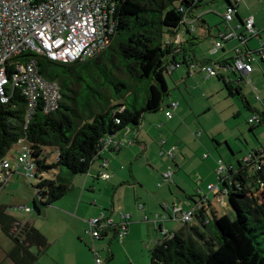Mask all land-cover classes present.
I'll return each instance as SVG.
<instances>
[{
	"label": "trees",
	"instance_id": "16d2710c",
	"mask_svg": "<svg viewBox=\"0 0 264 264\" xmlns=\"http://www.w3.org/2000/svg\"><path fill=\"white\" fill-rule=\"evenodd\" d=\"M203 2L123 0L117 5V26L110 45L98 56L70 63L25 52L14 57L17 63L31 59L44 80L55 81L60 87L61 99L53 111L44 110L40 96L35 106L28 108V100L20 87L8 88L7 100L0 102V164L19 142L30 151L32 179H39L33 186L36 196L32 200L37 214L42 207H50L70 191L74 175L88 172L104 152L106 138L122 135L130 127L138 130L144 113H155L161 108L168 96L165 74L172 73L171 67L176 64L189 68L194 61L185 54L187 48L179 41L174 42L177 37L180 40L177 31L182 27L188 34L187 44L193 46L194 39L190 36L194 21H203L196 14ZM237 5V1L225 0L223 21L227 10H231L232 19H239ZM238 21L242 26L243 21ZM255 32L250 40L259 36ZM165 33L173 39L166 41ZM228 61L215 63L219 68L213 78L222 81L229 96L242 97L239 84L244 78L230 79L231 72L223 67ZM138 92L144 97V106L138 109L126 105L124 97ZM255 112L258 121L248 123L250 130L264 124V113ZM250 154L252 162L245 164L253 169L251 175L237 161L233 171L229 170L223 178L217 177V185L227 190V203L234 211V218L218 217L212 211L210 221L206 214L209 209L201 204L200 198L193 219L205 234L189 223H183L189 226L186 233L164 232L163 238L150 250L149 264H264V166L261 170L252 167L254 161L261 166L264 158L257 149ZM51 170H56V174L43 179V174ZM9 172L12 176L15 173L10 167ZM228 181L231 184L227 185ZM184 196L192 201L193 196ZM0 231L13 243L6 254L12 264H35L50 246L39 230L28 222L14 219L5 207H0ZM106 235L107 231L102 238ZM32 248L36 249L35 253Z\"/></svg>",
	"mask_w": 264,
	"mask_h": 264
},
{
	"label": "rangeland",
	"instance_id": "374dc122",
	"mask_svg": "<svg viewBox=\"0 0 264 264\" xmlns=\"http://www.w3.org/2000/svg\"><path fill=\"white\" fill-rule=\"evenodd\" d=\"M231 1H237L242 17L250 14L255 18L264 16V0ZM224 7L225 0H204L196 14L212 25L219 22ZM200 26L201 22L196 21L194 28L198 30ZM187 27L191 30L189 25ZM182 29L177 33L184 38L188 34L181 32ZM258 37L260 35L256 39ZM261 37L264 39V32ZM164 38L166 41L173 39L166 33ZM204 41L197 46V59L214 60L217 50L213 46L204 50L208 46V41ZM258 61L257 58L253 61L255 66ZM197 71L193 70L188 76L181 67L165 74L168 96L161 108L155 113H144L138 130L130 127V132L115 136V141L123 143L120 151L101 153L86 174L71 178L70 191L50 207H42L40 214L34 211L32 202L36 196L33 186L39 179L28 178L15 160L22 143L8 151L5 160L15 173L0 187V207H5L17 221L31 224L48 240V250L35 264H95L93 251L99 252L105 264H149L150 250L157 240L163 238L164 232H178L185 227L173 217L172 205L185 211L188 205L198 203L203 197L205 205L209 207L208 199L210 209L218 211L219 216L234 218L227 197L223 198L224 204L217 203L214 191L204 188L208 184L217 185L218 160L233 167L240 161L246 173H253V169L246 166L245 158L253 149L264 150V124L250 130L248 119L256 114L255 111L264 112L261 110V93H251L248 82L244 81L239 84L242 97L229 96L222 81L213 77L207 79ZM260 88H264V82ZM123 101L129 107L133 105L139 109L144 106L141 92L126 95ZM170 102H176L177 108L171 111L172 118L168 119L165 111ZM137 135L138 140L134 139ZM128 141L132 143L128 144ZM52 160L53 157L49 162ZM103 160L108 161L107 169L100 172L111 177L106 181L99 180L100 177L96 180L98 177L95 176L99 172L98 164ZM56 172L44 173L43 179H50ZM166 174H170L167 179L164 178ZM122 181L128 183L117 190ZM126 185H133L135 193ZM184 195L193 196L192 201L185 199ZM79 204L78 214L70 211ZM164 204L171 214L162 209ZM211 210L207 214L210 221ZM101 214L113 224L126 219L128 228L122 242L113 238L112 231H107L99 241L91 238L89 221ZM162 221L165 228L160 223ZM187 225H194L205 234L196 219ZM12 247V241L0 231V264H12L6 258ZM31 251L35 253L36 249Z\"/></svg>",
	"mask_w": 264,
	"mask_h": 264
},
{
	"label": "built area",
	"instance_id": "2783aa9c",
	"mask_svg": "<svg viewBox=\"0 0 264 264\" xmlns=\"http://www.w3.org/2000/svg\"><path fill=\"white\" fill-rule=\"evenodd\" d=\"M122 1L0 0V102L7 100L5 94L8 88L20 87L28 100V108H33L40 96L46 112L55 110L61 99L59 85L55 81L44 80L38 74L31 59L17 63L14 57L25 52L43 56L54 62L70 63L98 56L110 45L117 26L115 18L117 5ZM230 20H232V13L231 10H227L224 14V22L228 23ZM237 28L239 33L226 28L219 31L214 49H221L222 42L237 40L238 44L233 49L232 58L223 67L231 73L249 74L253 71V61L256 58L264 59V43L259 42L253 49L248 47L250 38L256 34L252 16H247L243 20V25ZM175 41L178 44L179 37ZM178 66L179 64L174 65L171 70ZM217 67L215 64L200 67L191 64L189 68L198 70L210 78L216 74ZM262 76L264 77V72ZM176 108L177 103L170 102L166 106L165 117L170 119L171 111ZM256 121H258L256 115L248 119V123ZM131 143L132 141H128V144ZM122 144L110 136L104 140L103 150H120ZM261 151V156L264 158V150ZM29 155L30 151L22 144L16 162L23 167L25 175L32 178ZM245 162H252L251 154L245 158ZM217 163V177L223 178L229 170L233 171L232 166L225 165L222 160H218ZM262 166L264 163L259 166L256 161L252 164L256 170H261ZM9 167L7 161L0 164V184L2 185L11 177ZM101 167L106 169L105 161L102 162ZM98 177L104 180L109 178L104 171L100 172ZM168 177L170 174H166L164 178ZM229 184L231 181L227 182V185ZM208 189L227 195V190L218 185H209ZM194 208L191 207L184 212L181 208H173L172 215L183 223H189L193 219ZM127 226L128 222L124 218L120 223L113 224L108 218L104 219L101 214L99 218L89 221L88 233L91 238L100 240L107 229H113L114 237L122 241L126 236ZM93 256L95 264H105L99 252L93 251Z\"/></svg>",
	"mask_w": 264,
	"mask_h": 264
},
{
	"label": "crops",
	"instance_id": "0c3cea01",
	"mask_svg": "<svg viewBox=\"0 0 264 264\" xmlns=\"http://www.w3.org/2000/svg\"><path fill=\"white\" fill-rule=\"evenodd\" d=\"M238 7H239V5H237V12H238V17H239V19H240V21L242 20H244L247 16H252L253 17V22H254V28L256 29V31L257 32H259V35H260V37L259 38H257V39H261L260 41L262 42V43H264V39L261 37V34L264 32V16L262 15V16H259L258 18H255V16L254 15H252V14H250V15H244V17H242L241 16V14H240V12L238 11ZM224 9H225V7H224ZM223 13H224V11H223ZM223 13H222V15H223ZM197 16H200V15H197ZM196 16V17H197ZM201 17V16H200ZM202 19H203V21H200V19H197V20H195L194 21V23H193V26L196 24V21H200L201 22V26L199 27L200 29H196V27L194 28V30H193V32H191V36H190V38H193L194 39V44H193V46L192 45H190V46H192V47H190L188 44H187V37L188 36H185L184 38L182 37V36H180V40H179V42L183 45V47H185V48H187V50L185 51V54H187L188 56H190V57H193L194 58V61H193V63L192 64H195V65H197V66H200V65H214L217 61H226V60H230L231 58H232V56H233V49L237 46V44H238V42H237V40H229V41H225V42H223V47L221 48V49H219V50H217V52H218V55L215 57V59L214 60H212V59H197L198 58V54H199V52L197 51V46L199 45V44H203L205 41V39L208 41V46H206V48L204 47L203 49L204 50H206L207 49V47H211V46H213L214 47V44H215V41H216V39H215V41H214V38H216L217 37V32H218V30H224L225 28L226 29H230V30H235V32L236 33H239V30H238V28H237V26H239V19H236L235 17L232 19V20H230L228 23H226V22H224L223 21V19L220 17V20H219V22H217L216 24L215 23H213L212 25L210 24V23H208V22H205V19L202 17ZM181 32H184V30L182 29L181 30ZM213 38V39H212ZM257 39H252V40H249V42H248V47L249 48H251V49H253V48H255L256 46H257ZM175 43H176V41H174ZM233 42V43H232ZM180 44V45H181ZM179 47V46H178ZM203 56H206L207 57V55H203ZM202 56V57H203ZM255 63H253V71L251 72V73H249V74H240V73H229L230 75V79L231 80H234L233 79V76L234 77H239V76H242L243 78H244V81L246 82H248V84H249V86H250V88H251V93H254V94H258L259 92L261 93V97H262V101H261V106H262V109L261 110H264V88H260L261 87V85H262V83L264 82V77L262 76V73L264 72V59L263 60H261V59H259V61H258V64H257V62H256V64L258 65H254ZM262 65V66H261ZM184 68L185 69V71H186V74L189 76V75H191L192 74V71H193V69H191V68H188L187 66H183L182 64H180L178 67H174L173 68V71L174 70H176L177 68ZM172 71V72H173ZM197 72H199V71H197ZM204 74V73H203ZM202 74V75H203ZM205 78H207L205 75H203ZM208 79V78H207ZM260 89V90H259ZM257 96L255 95V98H256ZM257 101H260V98L259 99H257ZM260 111V110H259ZM262 113H264V112H262ZM172 118V117H171ZM170 118V119H171ZM130 132V131H129ZM134 139H137L138 140V135L137 136H135L134 137ZM133 142H135V140L133 141ZM136 143H137V141H136ZM139 143V142H138ZM127 150H133V148L132 149H127ZM253 150H256V149H253ZM252 150V151H253ZM251 151V152H252ZM131 158V157H130ZM104 161V160H103ZM102 161V162H103ZM102 162L100 163V164H98V167H99V172H97L96 173V178L98 177V175H99V173H100V170H102V168H101V164H102ZM106 162V161H105ZM106 164H108V161L106 162ZM10 165V164H9ZM231 166H233V165H231ZM19 167H22V166H19ZM10 168H11V165H10ZM23 168V167H22ZM12 169V168H11ZM106 169H107V166H106ZM107 174V173H106ZM108 175V174H107ZM12 176V175H11ZM109 176V175H108ZM99 179V177L96 179V180H98ZM111 179V177L109 176V178H108V180H110ZM131 179L132 180H134V177H133V175H131ZM99 180H101V181H106V180H103L102 178H100ZM125 183H128V182H125V181H122V182H120L119 184H118V188H117V190L119 189V188H121L120 186L121 185H124ZM209 185H211V184H208L207 186H209ZM126 186H129V187H131V190L133 191V194L135 193V191L133 190V185H126ZM204 189H208V187H206V188H204ZM208 190H210V189H208ZM210 191H212V190H210ZM215 194V199H216V202L218 203H220V204H224V200H223V198H224V196L225 195H223L221 192H214ZM207 195V194H206ZM187 196V195H186ZM208 196V195H207ZM134 199H136V197H134ZM203 199V203L202 204H204V206L206 207V208H208L209 210H211L210 208H211V205H210V201H208V199L206 200L207 202H208V206L209 207H207L206 205H205V203H204V201H205V197H203L202 198ZM200 202V201H199ZM198 202V203H199ZM197 204V203H196ZM195 205V204H194ZM79 206H80V204L79 205H77V206H75V207H73V208H71L70 209V211H73L75 214H78L79 212H78V209H79ZM191 206H193L192 204H190V205H188V209L187 210H185V211H188L189 209H190V207ZM173 208H177L175 205H172V207H171V211L173 210ZM162 209L165 211V212H168V213H170V211H169V209H168V206L167 205H163V207H162ZM208 210V211H209ZM55 211H58V210H55ZM110 211H112V209L110 210ZM184 211V210H183ZM208 211H207V213L206 214H208ZM215 212V213H217L216 215L219 217V213H218V211H216L214 208H213V210H211V212ZM64 214V213H63ZM171 214V213H170ZM68 215V214H67ZM69 216V215H68ZM207 217H208V215H207ZM75 218V220L77 219V217H74ZM73 218V219H74ZM162 225L164 224L163 223V221L162 222H160ZM198 223V222H197ZM199 224V223H198ZM190 226V225H189ZM189 226H185V228H182V229H180L183 233H186L187 232V228L189 227ZM193 227H195L194 225H192ZM200 226V225H199ZM163 227L165 228V226L163 225ZM99 241V240H98Z\"/></svg>",
	"mask_w": 264,
	"mask_h": 264
},
{
	"label": "clouds",
	"instance_id": "9594fccd",
	"mask_svg": "<svg viewBox=\"0 0 264 264\" xmlns=\"http://www.w3.org/2000/svg\"><path fill=\"white\" fill-rule=\"evenodd\" d=\"M216 186H217V185H216ZM202 202H203V201H202ZM201 204H202V203H201ZM191 207H199V203H197L196 205H193V206H191ZM191 207H190V208H191ZM192 220H193V219H192ZM101 239H102V238H101ZM101 239H100V240H101ZM97 241H98V240H97Z\"/></svg>",
	"mask_w": 264,
	"mask_h": 264
},
{
	"label": "flooded vegetation",
	"instance_id": "af4514ba",
	"mask_svg": "<svg viewBox=\"0 0 264 264\" xmlns=\"http://www.w3.org/2000/svg\"><path fill=\"white\" fill-rule=\"evenodd\" d=\"M107 231H110V229H107Z\"/></svg>",
	"mask_w": 264,
	"mask_h": 264
}]
</instances>
